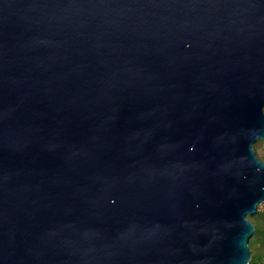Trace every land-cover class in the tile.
<instances>
[{
  "label": "water",
  "instance_id": "water-1",
  "mask_svg": "<svg viewBox=\"0 0 264 264\" xmlns=\"http://www.w3.org/2000/svg\"><path fill=\"white\" fill-rule=\"evenodd\" d=\"M264 0H0V264H251Z\"/></svg>",
  "mask_w": 264,
  "mask_h": 264
},
{
  "label": "trees",
  "instance_id": "trees-1",
  "mask_svg": "<svg viewBox=\"0 0 264 264\" xmlns=\"http://www.w3.org/2000/svg\"><path fill=\"white\" fill-rule=\"evenodd\" d=\"M256 227V232L250 240L253 259L251 264H264V213L248 218Z\"/></svg>",
  "mask_w": 264,
  "mask_h": 264
},
{
  "label": "rangeland",
  "instance_id": "rangeland-1",
  "mask_svg": "<svg viewBox=\"0 0 264 264\" xmlns=\"http://www.w3.org/2000/svg\"><path fill=\"white\" fill-rule=\"evenodd\" d=\"M257 156L264 162V141H258L255 145Z\"/></svg>",
  "mask_w": 264,
  "mask_h": 264
},
{
  "label": "built area",
  "instance_id": "built-area-1",
  "mask_svg": "<svg viewBox=\"0 0 264 264\" xmlns=\"http://www.w3.org/2000/svg\"><path fill=\"white\" fill-rule=\"evenodd\" d=\"M258 209H259V212L264 213V202L259 205Z\"/></svg>",
  "mask_w": 264,
  "mask_h": 264
}]
</instances>
